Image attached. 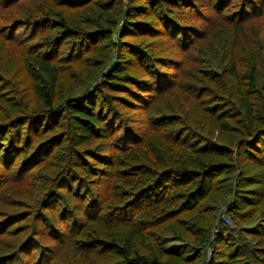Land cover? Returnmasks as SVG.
<instances>
[{
	"label": "trees",
	"instance_id": "obj_1",
	"mask_svg": "<svg viewBox=\"0 0 264 264\" xmlns=\"http://www.w3.org/2000/svg\"><path fill=\"white\" fill-rule=\"evenodd\" d=\"M0 171V264H264V0H0Z\"/></svg>",
	"mask_w": 264,
	"mask_h": 264
},
{
	"label": "rangeland",
	"instance_id": "obj_2",
	"mask_svg": "<svg viewBox=\"0 0 264 264\" xmlns=\"http://www.w3.org/2000/svg\"><path fill=\"white\" fill-rule=\"evenodd\" d=\"M79 10V9H78ZM77 10V13L76 14H78V13H80V11H78ZM64 85H68V83L67 84H65L64 83ZM1 172V171H0ZM215 199V200H214ZM218 199L217 198H207V199H205V200H203L204 202H210V203H213V202H216ZM219 203V202H218ZM223 208V207H222ZM230 218V217H229ZM258 218V214H256V216H255V218L254 219H257ZM225 222L227 223V226L229 227V228H231V227H234L233 226V222H232V219L230 218V221L228 222V221H226L225 220ZM259 221H258V219L256 220V222L255 223H258ZM165 231H166V229L165 230H163V231H161V232H164L165 233ZM170 242H166V244L165 245H168ZM173 243V242H172ZM263 245H264V242H263ZM188 246H186V247H182V249L186 252H190L191 250H188V248H187Z\"/></svg>",
	"mask_w": 264,
	"mask_h": 264
},
{
	"label": "built area",
	"instance_id": "obj_3",
	"mask_svg": "<svg viewBox=\"0 0 264 264\" xmlns=\"http://www.w3.org/2000/svg\"><path fill=\"white\" fill-rule=\"evenodd\" d=\"M222 217H223L224 220H226V221H228V222L230 221V218L227 217V215H223V214H222Z\"/></svg>",
	"mask_w": 264,
	"mask_h": 264
}]
</instances>
